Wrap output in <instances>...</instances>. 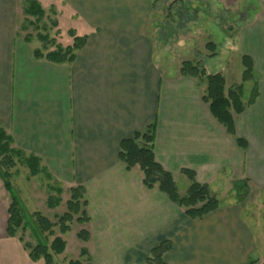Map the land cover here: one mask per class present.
Wrapping results in <instances>:
<instances>
[{
    "label": "crops",
    "instance_id": "1",
    "mask_svg": "<svg viewBox=\"0 0 264 264\" xmlns=\"http://www.w3.org/2000/svg\"><path fill=\"white\" fill-rule=\"evenodd\" d=\"M56 1L61 18L71 21L63 31L86 37L71 63L37 58L29 36L20 33V0H0V126L25 158L38 159L36 175L27 169L31 178L46 177L51 183L42 198L63 190L61 204L47 205L49 210L66 205L72 188H85L90 220L78 223L76 234L86 229L90 237H78L72 259L143 264L153 248L170 240L167 264H263L264 0L161 1L169 8L170 23L179 21L176 34L171 25L160 23L164 15L162 10L155 14L151 0ZM249 3L253 11L237 27L220 19L222 11L239 14ZM198 6L197 18L180 14L181 7L193 11ZM201 18L205 26L192 27ZM212 22L224 36L222 43L208 34ZM70 39H61V45H71ZM209 42L216 44L212 56ZM245 55L254 65V78L246 82L252 90L258 82L259 96L234 114L233 136L203 100L206 83L179 70L185 60L201 62L208 73L223 74L228 94L246 83ZM213 59L220 61L210 67ZM172 62L179 64L174 72L164 68ZM151 124L157 161L177 184L183 177L186 190L190 180L183 170L194 171L197 181L218 195L217 210L190 218L158 186L148 188L138 166L127 168L120 158L122 141ZM10 202L5 188L0 194V264H43L31 259L19 236L7 235Z\"/></svg>",
    "mask_w": 264,
    "mask_h": 264
},
{
    "label": "trees",
    "instance_id": "2",
    "mask_svg": "<svg viewBox=\"0 0 264 264\" xmlns=\"http://www.w3.org/2000/svg\"><path fill=\"white\" fill-rule=\"evenodd\" d=\"M159 1L151 0L153 5ZM24 13L28 16L36 17L35 21L39 23L46 15V11L38 0H30L29 4L24 7ZM32 23V22H31ZM56 23V22H54ZM74 36V41L67 47L57 46L46 53L44 50H35L37 58H47L56 63L73 62L79 51L86 43V37ZM40 39L45 42L51 41L48 33L38 32ZM216 44L209 42L207 48L214 55ZM244 71L243 82L250 81L254 78V65L251 57L243 56L242 59ZM181 75L193 76L200 82L206 83L203 100L209 104L212 114L225 126L227 131L236 136L234 114H240L253 104L259 96V84L253 87L251 96L247 102H244V84L233 87L226 94V81L222 73H208L201 62L185 60L182 62L180 70ZM242 146H247V141L243 138H236ZM155 141V124H151L143 133H136L132 138L125 139L121 143L120 158L126 164L128 169L138 166L144 175V183L148 188L158 186L169 199L180 207L185 213L193 219H199L205 215L217 210L220 207V199L211 190L210 186L200 183L196 179L194 171L184 169L188 176L190 184L185 193L179 191L178 185L173 174L166 170L156 159L154 152ZM21 160L29 169L31 175L39 172V162L36 158L31 160L25 158L22 152L12 146L11 136L0 126V177L4 182L6 190L10 194L11 202L8 213L9 219L7 224V235L16 237L20 230L23 233L30 232L35 244L32 245L25 241L24 236L19 240L24 242L25 247L30 249V257L33 261L44 260L45 264H56V256L65 252L67 242L62 236L71 229L70 223L76 220L78 223H85L90 220L87 213V199L85 197V188L77 186L70 191V198L66 202L67 210L62 215H58L57 222H53L40 211L31 212L25 206L20 193L12 183L11 169L16 165V161ZM57 195H50L47 201L49 208H56L63 201V190L58 188ZM59 226L60 235L56 234L55 227ZM78 237L87 241L90 233L86 229L78 232ZM172 249L170 240L161 242L152 249L149 256L143 264H167L165 255ZM86 250H82V255H86ZM67 264H92L88 259H71ZM264 264V263H263Z\"/></svg>",
    "mask_w": 264,
    "mask_h": 264
},
{
    "label": "rangeland",
    "instance_id": "3",
    "mask_svg": "<svg viewBox=\"0 0 264 264\" xmlns=\"http://www.w3.org/2000/svg\"><path fill=\"white\" fill-rule=\"evenodd\" d=\"M38 1L42 4L43 8L46 11L45 17L39 23L35 21L36 17L28 16L24 13V11L22 12V9L26 5L29 4L30 0H20L19 2L20 4V24H21L20 33L22 34V36H25L26 34L29 36L27 40L32 41L29 44L30 48L34 50L36 47L37 49L44 50V52L46 53L47 51L53 50L57 46H60L61 45L60 41L63 38H66L69 41L71 40L70 38L72 37L74 41V36L71 33L72 30L63 31L65 30V27H66V30H67V27H70L69 25L71 24V21L69 20L68 16H65V20L61 18L60 16L61 14H59V8L57 6V1L56 0H38ZM159 2L160 4L156 3L155 5V8H154L155 14H159L160 11L162 10V14L164 16L160 23L163 26H167L169 24L168 27L171 25L172 26L171 30L173 29V32L175 33L174 30H177V28L180 25L178 23L179 22L178 19H177V22L174 21V23L171 24L169 21V17L167 15L169 8H165L166 6L165 4H163L164 2L163 3L161 1ZM248 6L249 8H243L244 11L239 14H233V13L222 11L220 13V19L233 27H237L242 21H244V19L247 18V15H250L252 13L253 8L251 7H253V3H249ZM181 8L183 9H180V14H182L186 18H191V17L197 18V15L199 16V12L201 11L200 6L195 7L196 9L193 11L187 10L185 7H181ZM204 9L209 14L210 12L212 13L213 11V10H210L209 7L207 6H205ZM157 19L158 17H156L155 15L153 20L156 21ZM212 19H216V18L212 17ZM193 26L195 27L205 26L204 20L201 18L198 21V24L197 25L194 24L192 25V27ZM210 26L213 30L209 28L210 30L208 31V34L212 36V32H213L214 42H216L217 44L222 43L224 41V36L219 31V28L217 27V25L212 22ZM192 27L190 28L191 30H193ZM61 28H62V32H61ZM171 30H169V33L171 32ZM38 32H42V34L48 33L50 35V39L52 40V42L51 41L45 42L44 40L40 39L38 36ZM75 36L77 35L75 34ZM200 39H202V37H200ZM219 61L220 59H213V60H209L208 63L210 64V67H212V64L217 65ZM174 63L176 64V66L174 65ZM177 65H179L177 62H172V64L170 63L164 68L166 69V67H168V69L171 72H174L175 69L178 70ZM237 76L238 75H236V77ZM237 81H239V78L237 79ZM244 85H245L244 100L248 101L251 96V92H252V83L246 82L244 83ZM27 168L28 167L21 160L16 161V165L10 170L12 173L11 180H12L13 185L20 193L21 198L29 211L32 212V211L38 210L42 212V214L47 216L49 219H51L53 222H57L58 220L57 216L64 214V212L67 210V206L61 205L59 208L55 210H49L47 207V198H49L50 195H57V193L49 192L48 194H46V198H42L41 195L43 194L41 193H46L45 190H47L48 185H51V183L48 181L46 177H38V179L31 178ZM182 178L183 177L179 178L177 185H178L179 190L183 192V191H186V183H185V179L183 180ZM1 182L2 180H0V194H2V192L5 191V188L3 185H1ZM33 190L34 192L39 193L38 194L39 196L38 195L37 197L34 196ZM5 196L7 197L8 195H5ZM68 196L69 195L67 193L66 201L68 200ZM70 225H71V229H70L71 231L69 230V232H66V235H65V239L68 242L67 252H65L62 255L56 256V259H55L56 264H66L68 259L76 258V255H77L76 245L80 241L76 233L79 230L80 226L78 222H76V220L71 222ZM55 232L56 234L60 235V229L58 225L55 227ZM17 236L19 237L24 236L25 241L29 242L30 244L34 242L29 234V231H27L26 233H23L22 230H20ZM27 258L29 259V261H31L29 255H27ZM40 263L44 264V260L42 259Z\"/></svg>",
    "mask_w": 264,
    "mask_h": 264
}]
</instances>
